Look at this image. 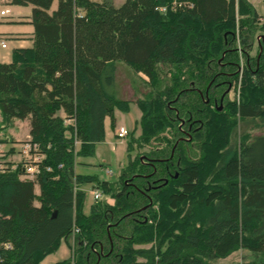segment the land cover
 I'll use <instances>...</instances> for the list:
<instances>
[{
  "label": "trees",
  "instance_id": "1",
  "mask_svg": "<svg viewBox=\"0 0 264 264\" xmlns=\"http://www.w3.org/2000/svg\"><path fill=\"white\" fill-rule=\"evenodd\" d=\"M174 1H8L32 7L34 32L0 63V145L28 121L42 159L0 160V264H40L62 241L55 264H217L238 250L256 259L238 264H264V133L250 132L264 125V19L248 0ZM116 61L148 81L132 101L136 155L109 182L77 168L129 110ZM88 185L101 198L86 213Z\"/></svg>",
  "mask_w": 264,
  "mask_h": 264
},
{
  "label": "rangeland",
  "instance_id": "2",
  "mask_svg": "<svg viewBox=\"0 0 264 264\" xmlns=\"http://www.w3.org/2000/svg\"><path fill=\"white\" fill-rule=\"evenodd\" d=\"M7 1L9 0H0V10L7 6ZM59 0H54L52 10L57 8ZM93 1H102V0H93ZM115 4L116 7H120L125 0H111ZM251 6L259 13L262 17L261 20L264 19V1L263 0H248ZM179 3L177 0L174 1ZM181 3V2H180ZM185 5V4H183ZM175 6V5H174ZM176 7V6H175ZM9 9V8H8ZM30 10V8H28ZM260 39V38H258ZM9 48L8 51L11 53L12 49V41H6ZM1 50L0 52H6ZM255 53V52H254ZM243 62H241V67ZM242 77V76H241ZM115 91L116 95L120 99L130 100L129 110L127 112H123L119 109H116L114 112V127L112 126V121L110 118H107L104 124L105 136L102 142H99L95 146V152L93 156L87 158L79 159L83 165L78 166L77 171L82 174L97 176L100 181H109L115 182L122 168H124L129 160L130 154L132 157L136 155V151L130 152L128 149V143L132 140V138H138L140 136V128H139V120L141 118L142 112L140 108L136 105V103L132 102L137 97H140L138 91L143 87V82L148 81V78L143 74H139L138 76L132 70V68L123 61H116V75H115ZM241 80V78H240ZM142 83V84H141ZM240 89H241V81H239L238 86L236 87V92L233 89L231 93V97L239 101L240 99ZM0 115V122H1ZM120 127H124L129 132L125 138L120 139L117 137V132ZM244 126L240 127V132ZM250 132L255 135L258 133H264V125L258 123L257 126L250 129ZM12 137L14 139H19V143L12 145L1 144V153L0 160H10L13 163H19L24 159V154L22 152L24 145L27 141H30L29 134V122L28 121H16L14 125H12ZM11 149H14V153L10 154ZM31 162H37L28 160ZM87 191V201L85 206V212H89V208L91 203L95 201L91 186H86ZM149 247V246H146ZM69 254V249L64 241L61 242L58 250L51 255H48L45 258V261L40 264H53L59 260H62L67 257ZM255 257L251 256L250 253L244 250H238L232 254V256L226 260L219 261L217 264H238L243 261H254ZM257 263V262H256Z\"/></svg>",
  "mask_w": 264,
  "mask_h": 264
},
{
  "label": "crops",
  "instance_id": "3",
  "mask_svg": "<svg viewBox=\"0 0 264 264\" xmlns=\"http://www.w3.org/2000/svg\"><path fill=\"white\" fill-rule=\"evenodd\" d=\"M7 5L10 10V14L8 17H0V40L12 41L13 46L11 49V53L6 51L9 48L8 44L4 49L0 47L1 50L6 51L2 53L0 52V63L5 64H9L12 62V55L15 50L32 48L34 32L33 25L31 24L32 7L12 6L9 4V2L7 3ZM28 8H30V10H28ZM4 9H6V6H4L1 10ZM28 137H30L29 134ZM16 140L19 141V139ZM36 193L39 194V189L36 190ZM36 205H38V203H36ZM69 256L70 249L69 254H67V257L64 259H67ZM43 261H45V259Z\"/></svg>",
  "mask_w": 264,
  "mask_h": 264
},
{
  "label": "built area",
  "instance_id": "4",
  "mask_svg": "<svg viewBox=\"0 0 264 264\" xmlns=\"http://www.w3.org/2000/svg\"><path fill=\"white\" fill-rule=\"evenodd\" d=\"M174 5L175 6H181V4L177 3V2H175ZM161 10L165 11V8H162ZM9 14H10V10L8 8L0 11V17H8ZM0 47L3 49L7 47V43L5 40H0ZM66 123H71V121L67 119ZM128 134H129V132L127 131V129H125L124 127H120L118 132H117V137L120 139H123ZM0 148H1V146H0ZM32 151L37 152L38 146L31 144L30 141L26 142V144L24 145L23 150H22V152L24 154V158L26 160H32V161H37V160L39 161L42 159L41 155H38V154L33 155ZM0 153H1V149H0ZM28 171L32 173L35 171V168L33 166H31L28 168ZM92 194H93V197L95 200H98L99 198H101V193L98 190L92 191ZM77 233H79L78 228L74 229V234H77Z\"/></svg>",
  "mask_w": 264,
  "mask_h": 264
},
{
  "label": "water",
  "instance_id": "5",
  "mask_svg": "<svg viewBox=\"0 0 264 264\" xmlns=\"http://www.w3.org/2000/svg\"><path fill=\"white\" fill-rule=\"evenodd\" d=\"M220 110H221V108H220Z\"/></svg>",
  "mask_w": 264,
  "mask_h": 264
}]
</instances>
